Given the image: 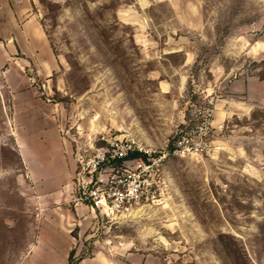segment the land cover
Masks as SVG:
<instances>
[{"label":"rangeland","instance_id":"374dc122","mask_svg":"<svg viewBox=\"0 0 264 264\" xmlns=\"http://www.w3.org/2000/svg\"><path fill=\"white\" fill-rule=\"evenodd\" d=\"M16 7L38 20L51 65H30L12 93L0 75V264H264V0ZM27 120L41 124L22 151L56 146L74 168L70 200H44L43 232L16 147ZM180 136L210 148L164 159L152 203L122 218L75 205L80 158L114 141L158 153Z\"/></svg>","mask_w":264,"mask_h":264},{"label":"built area","instance_id":"2783aa9c","mask_svg":"<svg viewBox=\"0 0 264 264\" xmlns=\"http://www.w3.org/2000/svg\"><path fill=\"white\" fill-rule=\"evenodd\" d=\"M193 140L180 136L158 153L133 141H114L109 147L95 151L89 161L80 158L75 205L105 217L129 216L156 198L159 167L164 159L190 153L201 155L209 150L208 143Z\"/></svg>","mask_w":264,"mask_h":264},{"label":"crops","instance_id":"0c3cea01","mask_svg":"<svg viewBox=\"0 0 264 264\" xmlns=\"http://www.w3.org/2000/svg\"><path fill=\"white\" fill-rule=\"evenodd\" d=\"M17 2L19 3L20 0H15L10 6L6 3L8 15L3 10L0 14V18H3L4 15L8 16V29L0 32L2 39L0 42V69H2L0 75L4 79V83L10 93L14 91L15 87L20 86L19 89L22 90L28 87L26 80H29L30 77L26 75L25 71L30 65L34 66L36 70L39 69L35 71V76L40 75L41 70L44 71L51 65L50 59L46 57L48 56L47 49L49 47L38 20L32 14L27 13V11L15 8ZM42 55L45 56L44 59ZM13 79L17 82L12 83ZM37 110H39V107L31 111ZM27 121L22 124V129H25V131L28 129V133H33L28 135L27 140L24 139L23 141L16 137V147L35 194L34 199L37 204L34 205V210L37 211L38 216H43L42 220H40V231L43 232L46 231L44 225L47 223L44 215L48 211L44 205V200L50 199L54 204L64 199L70 200L69 194L72 188L71 178L74 168L71 162H66L63 156L59 155L58 151H55L57 149L56 146L54 149L51 148L52 145L48 147L52 151L50 154L53 153V155L47 153L44 156L33 153V155H30L33 159H30L22 151L23 144L27 141L29 143L37 141L34 130L40 129L41 123L34 120ZM38 137H40V133ZM32 167L38 169L37 172L34 173L33 169H31Z\"/></svg>","mask_w":264,"mask_h":264}]
</instances>
